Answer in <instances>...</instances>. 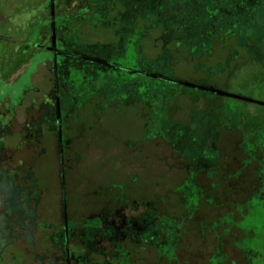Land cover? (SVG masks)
<instances>
[{
    "label": "rangeland",
    "instance_id": "rangeland-1",
    "mask_svg": "<svg viewBox=\"0 0 264 264\" xmlns=\"http://www.w3.org/2000/svg\"><path fill=\"white\" fill-rule=\"evenodd\" d=\"M222 30L245 49L226 76L172 75V40L183 69L217 71L193 58ZM19 47L30 58L13 72ZM182 94L193 109L174 122ZM94 96L103 115L78 121ZM136 100L152 107L144 119ZM223 130L242 157L225 177L241 215L224 221L249 264H264V0H0V264H128V242L173 258L185 224L160 203L180 176L162 153L185 159L182 197L196 205Z\"/></svg>",
    "mask_w": 264,
    "mask_h": 264
},
{
    "label": "trees",
    "instance_id": "trees-1",
    "mask_svg": "<svg viewBox=\"0 0 264 264\" xmlns=\"http://www.w3.org/2000/svg\"><path fill=\"white\" fill-rule=\"evenodd\" d=\"M221 36L222 37L216 36L214 38L212 41L211 52L209 54H203L193 58L195 65L200 64L204 66L206 63V67H210L219 64V69L217 71L211 74H208L206 71H204V74L200 71H192L191 67L189 66L187 70L183 69L181 67V61L184 59V57L178 58V54L176 55V53H179L178 50H181L182 54L186 52L187 55L185 45L173 40L171 45H169V48L172 50L173 54V65L171 62L172 71L174 73L178 72L177 74L179 75H183L185 73L191 75L194 73V75L197 74L198 76L196 77L197 79H193L194 81L204 79L215 85V79H222V77L226 76L234 64L240 62L243 59L240 58L241 60H238L237 58L241 57L243 54L245 55V49L237 44L234 34L222 30ZM148 39L149 38H146L145 40L147 43L149 42ZM22 48L23 47H19L18 52L15 53V57L18 58L22 64L19 62L16 66L11 68L13 72H15L20 67L19 65H23L28 62L30 58L28 49H24V52L21 53ZM147 50L148 48L145 49V51ZM242 52L244 53L242 54ZM145 55L148 54L145 52ZM203 56H206L205 59L209 58L210 62L203 63ZM178 66H180L182 69H178ZM223 85L224 83H221L219 84V87H222ZM180 97L183 101H180ZM93 99L94 100L92 101H94V104H91L89 101L84 102L80 110L76 111L77 113L80 112L78 113L77 118V113L73 111L72 118H76L79 121L81 116L82 118L84 117L83 111L85 112L86 110L92 114L94 111H97L99 117H101L103 114L96 108L99 103H105V98L100 97L98 99V97L94 96ZM188 99L189 97L183 94L176 95L170 99L171 103H177L178 100L180 102L178 108H176V111H173L172 114H170L174 122H181V117L179 114L183 108L186 109V114H190L191 110L193 109V103H191L190 99L188 101ZM144 104L145 103L142 100H136L133 105H131V107H133L132 111L138 114L141 119H144V117L149 115L152 111L151 106L147 104L144 106ZM108 108L109 106H107L105 110ZM184 122L186 121L184 120ZM225 133V130L221 131V134L217 139V146L221 150V154L217 163L218 173L215 174L213 179L210 180L209 187L204 189L202 196L198 199L197 204L190 207L188 206L187 208H185V199L182 197L181 187L182 185L183 188L187 187L185 185L186 177H184L182 173L188 170V165L185 163V159L183 157L180 158V155L171 152V149L170 153L169 151H166L167 153H162L168 162H170L172 165L176 164L174 167H176L175 170L178 171L177 174L180 176V179L177 181L178 183L168 188V195L166 199L164 198L165 203H160V205H163L162 212H165L167 216L174 218L177 222H179L181 227L185 224V231H181L173 258H168L162 255L159 250L155 248V246L139 242H128L126 253L129 260L128 264H212L210 259L216 253L222 255L224 258L221 264H249L244 251L241 250L235 242L241 231L236 227L228 228L227 223L224 221L228 215H233L234 217L235 214H239V217L241 215V212H239L236 208L237 203L240 202L236 200L234 198L235 196L232 194L234 190L226 184L225 180L221 179L226 165L232 162L230 155L233 153L232 144L235 142L232 141V138L230 140L225 138ZM179 161L181 168L178 166ZM124 190H122L121 193H124ZM126 195L128 194L126 193ZM151 197V199L156 200L157 202L160 200V195ZM112 199L115 201H121L117 200L115 195L112 197ZM188 209H191L190 216L187 212ZM180 221H182V223H180ZM39 245L41 246V243H39ZM23 249L26 254H31L28 251L29 247ZM5 255L7 256V254H4V256ZM97 255L98 256H96V258L92 256L93 262L102 263L104 261L103 256L101 254ZM162 260H164L163 263Z\"/></svg>",
    "mask_w": 264,
    "mask_h": 264
},
{
    "label": "flooded vegetation",
    "instance_id": "flooded-vegetation-1",
    "mask_svg": "<svg viewBox=\"0 0 264 264\" xmlns=\"http://www.w3.org/2000/svg\"><path fill=\"white\" fill-rule=\"evenodd\" d=\"M146 38H148L147 36H145L144 37V39L142 38V40H141V45H142V51H143V54L145 55V49L147 48V46H145L146 44H147V41H145L146 40ZM212 48V47H211ZM123 68L122 67H120V66H117L116 68H115V70H122ZM124 70H125V68H124ZM123 70V71H124ZM171 73H172V75H173V71H172V68H171ZM175 76V75H174ZM144 106H145V104H144ZM232 147H233V153H231V155H230V159H232V162H230L228 165H226V167H225V171L223 172V174H222V177H221V179H223V180H225V182H227V180L225 179V177L226 178H229V177H231V175L233 176V174H231V173H233L234 171H236L237 169H238V167H239V164H238V162H240L241 160H242V157H241V155H240V149H237L238 147H237V145H236V142L234 143V144H232ZM220 154H221V150H220ZM220 156V155H219ZM219 158V157H218ZM217 163H218V159H217ZM212 170H213V173H211L208 177H207V179L205 178V176H203L206 180H207V182H208V184H207V188L209 187V185H210V180L211 179H213V177H214V175L215 174H217L218 173V169H217V164H215L214 166H212ZM201 176V175H200ZM238 178H239V180H240V176H238ZM238 189V188H237ZM203 190V189H202ZM204 191V190H203ZM203 191H201V192H203Z\"/></svg>",
    "mask_w": 264,
    "mask_h": 264
}]
</instances>
